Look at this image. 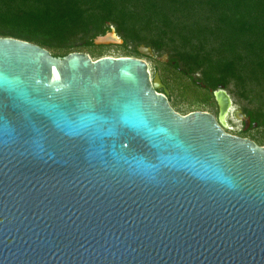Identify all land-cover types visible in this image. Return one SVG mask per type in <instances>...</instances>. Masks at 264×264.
<instances>
[{
	"label": "water",
	"instance_id": "95a60500",
	"mask_svg": "<svg viewBox=\"0 0 264 264\" xmlns=\"http://www.w3.org/2000/svg\"><path fill=\"white\" fill-rule=\"evenodd\" d=\"M163 86L0 36V264H264V145L226 130L224 87L217 118Z\"/></svg>",
	"mask_w": 264,
	"mask_h": 264
},
{
	"label": "trees",
	"instance_id": "16d2710c",
	"mask_svg": "<svg viewBox=\"0 0 264 264\" xmlns=\"http://www.w3.org/2000/svg\"><path fill=\"white\" fill-rule=\"evenodd\" d=\"M113 28L124 39V56L145 57L142 45L173 50L166 65L192 80L201 72L196 83L208 93L245 79L249 67L264 76V0H0V36L54 49L56 56L71 53L75 45L66 44L78 37L79 49L107 55L95 39ZM247 114L264 126V112Z\"/></svg>",
	"mask_w": 264,
	"mask_h": 264
},
{
	"label": "rangeland",
	"instance_id": "374dc122",
	"mask_svg": "<svg viewBox=\"0 0 264 264\" xmlns=\"http://www.w3.org/2000/svg\"><path fill=\"white\" fill-rule=\"evenodd\" d=\"M117 35L122 38L118 32ZM123 43L112 42L98 45H104L101 49L105 50L106 54L124 56L125 52L121 46ZM71 45L76 47L72 52L95 54L91 53L88 48L79 49V47L84 45L83 38L78 37L76 40L69 41L66 44L67 47ZM66 46H63V48ZM131 46H134V44ZM49 50L52 53L55 52L54 49ZM94 50L98 52L100 48L95 47ZM171 53H173V50H170V52H157L153 49L152 56L143 57L150 64L152 75L160 74L164 83L160 90L167 92L172 106L182 114L202 110L211 112L219 118L220 108L215 94L207 92L205 83H200L199 85L196 83V80H200L202 77V73L198 72L194 80L181 72L177 73L173 68L166 65L171 59ZM244 75L245 79L236 78L228 89L224 87L231 96L234 107L238 111H242L244 117L240 119L232 112L228 115L226 121L223 122L228 132L254 139L259 144H262L264 143V126L259 127L257 123L253 128L248 129L250 127V118L248 117L247 109L264 112V76L259 72L253 71L251 67L245 69Z\"/></svg>",
	"mask_w": 264,
	"mask_h": 264
},
{
	"label": "flooded vegetation",
	"instance_id": "af4514ba",
	"mask_svg": "<svg viewBox=\"0 0 264 264\" xmlns=\"http://www.w3.org/2000/svg\"><path fill=\"white\" fill-rule=\"evenodd\" d=\"M234 113L237 117H239L240 119H243V117H244V115H243V113H242V111H238L235 107H234V104H233V107H232V109H230V111H228V113L226 114V118L228 117V115L230 114V113ZM249 117V116H248ZM226 118H225V121H226ZM250 118V117H249ZM252 122V120H251V118H250V123H249V125H250V127L248 128V129H251V128H253L257 123H253Z\"/></svg>",
	"mask_w": 264,
	"mask_h": 264
},
{
	"label": "bare ground",
	"instance_id": "6f19581e",
	"mask_svg": "<svg viewBox=\"0 0 264 264\" xmlns=\"http://www.w3.org/2000/svg\"><path fill=\"white\" fill-rule=\"evenodd\" d=\"M226 95H228L227 97H225V104H226V108H227V110H226V112L223 114V116H222V120L225 122V118H226V114L228 113V111H230V109H232V107H233V100H232V98H231V96L228 94V92H227V94Z\"/></svg>",
	"mask_w": 264,
	"mask_h": 264
}]
</instances>
